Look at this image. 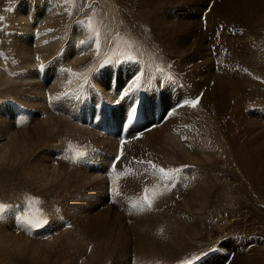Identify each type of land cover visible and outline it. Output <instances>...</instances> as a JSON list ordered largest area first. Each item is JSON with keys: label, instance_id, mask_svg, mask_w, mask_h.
<instances>
[{"label": "bare ground", "instance_id": "6f19581e", "mask_svg": "<svg viewBox=\"0 0 264 264\" xmlns=\"http://www.w3.org/2000/svg\"><path fill=\"white\" fill-rule=\"evenodd\" d=\"M189 1L158 0L152 4L153 0L152 3L144 0L146 7L152 5L147 9L150 15L149 19L154 27L147 24V32L145 29L144 32H141L134 28L135 30L131 34L133 38L131 45L123 44L122 40L119 41L113 36L114 25L109 30V34L98 37L96 30L90 28L87 22L79 23L73 19L64 22L70 17L65 0H18L16 4L14 2V4H7L0 8V16L4 17L3 20H0V50L2 51L0 54V186L5 188L6 185L11 186L13 182L15 184L12 189L10 187L11 190L8 188L11 192H8L6 199H0V203L2 201L6 203V208L0 213V264H14L13 261L23 259L36 261L40 264H101L109 261L111 264L112 261L117 262L120 257L126 259L130 248L135 246L130 238L131 234L129 239L127 234L129 232L126 233V230H123V225L119 218L117 219L118 216L115 218L113 215L110 220L102 219L100 212L89 210L94 205L101 204L105 197V178L95 171L86 169L83 171L64 162L54 164L50 161L53 156L52 150L59 144V138L65 136V143L72 151L82 147L86 140L95 142L103 150V155L100 158L103 166L102 163L109 161L115 153V140L109 136H99L94 130L79 127L59 114H48L44 118L29 117L30 120L26 125L19 123L13 127L9 113L6 111L8 106L6 100L9 97L17 99L18 105L23 107L24 111L29 106L38 109L42 106V94L47 93L53 98L58 91L63 92L65 88L68 90L75 84L84 82L99 89L101 87L109 95L113 92V96H121L128 84L125 79L118 76L117 73L112 74L110 70L116 69L117 71L119 69L125 74L131 72L133 75V69L139 66H141L142 72H140L141 82L147 86L146 93L153 89V82L171 80L174 74L194 94L202 89L204 84H207L208 88L204 91V99L201 104L195 108L183 106L175 110L160 125L145 131L139 139L124 145L126 156L130 153L136 157L137 153L146 152V155L155 158V162H153L156 165L165 169L180 168V163H185L182 166L185 169L175 177L174 186H165L162 182L154 183L163 193L156 199L152 207V209L159 208L157 210L159 213H155V215L156 220L160 221L156 223V231L160 236L156 235L157 239L153 236L152 242L151 239V241L144 240L145 237L140 235V239H136L135 254L140 252L141 255L146 254L153 246L154 249L157 247L155 252L158 253V257L176 256L179 250L188 244L187 241L191 236L195 237V234L200 232L197 221V218L200 217L198 212L210 208L212 194L217 189L216 184L219 183L214 179L217 178L215 176L217 174L214 175L215 170L213 171L215 177L212 175V181L211 171L204 164L212 167V164L218 159L222 163L220 165L223 166V169H226L230 165H228L230 155L235 159V167L239 173L240 168L244 170L245 164L250 163L249 165L256 166L257 163L264 174L263 128L260 129V126L257 125L255 127L248 126L249 138L254 137L256 142L251 138L254 142L251 144L252 154L249 156L251 159L247 158L249 151H246L248 153L246 157L243 155L244 153L240 154V117H242L240 116V107L243 105L245 108L244 104L240 106V82L243 81L240 79L243 76L239 78L235 75L236 67L233 69L234 75L224 76L226 74L221 70L222 66H227L224 65L225 62H232L233 59L241 62V54L234 52L227 58L225 55L223 59L220 58L218 62L220 72L214 71L215 75L213 76V60H210L211 57H207L208 54L205 52L208 49L205 50V48L208 46L203 44L204 40L200 41L205 33L193 32L194 20L187 17L186 14L179 22L178 20L171 22L169 21L170 15L163 14V8H182V6L188 5ZM240 1L243 4L246 3L248 8L254 6L255 13L248 16V22H257L255 20L262 14L259 6L264 4V0H239L236 7L229 4H226L225 7L231 13L233 10L240 13ZM101 2L103 3L104 17L106 19L109 17L107 9L112 21L115 22L119 12H116L114 0H101ZM196 4H198L197 0H194L192 6L196 8ZM215 4V9L211 8L213 13L217 8ZM198 8L200 12L202 8L200 6ZM250 13L252 12L250 11ZM162 15L166 17H163L164 20L161 18ZM239 17L240 14L238 19ZM254 18L256 19L254 20ZM261 25L262 30H260V26V32L258 31L256 34L253 31L252 33L246 32L248 25L244 31L250 39L253 38V43L258 46V50L264 49V39L261 36L262 32L264 33V24ZM249 27L253 30L256 29L252 25ZM5 28L12 30L13 34L4 30ZM16 32L18 35L15 36ZM8 36L11 38V46L5 41ZM191 36H196L197 42L190 50L192 52H188L190 46L188 48L186 42ZM97 37L100 41L99 50H97ZM238 39L235 38V44L240 46V43H236L239 42ZM82 40L86 41L83 45L80 44ZM228 40L231 38L229 37ZM228 40H226L227 43L232 44ZM63 41L66 43H61ZM114 41L120 44V47H113ZM224 43L222 46L225 45ZM170 44L174 49H169ZM228 46L233 45L228 44ZM224 48L220 46L219 49L224 51ZM56 52H59L55 60L57 69L51 75V81L48 84H39L34 81L31 73H28L26 77L25 73L30 71L31 66L38 65L40 61L49 58ZM93 53L97 54L96 60L102 57H107V59L101 61L98 67L93 68L92 65L83 67L82 64ZM5 58L6 60L10 58L14 62L6 64ZM196 58H200V62L194 61ZM21 63L24 64L25 69L19 71ZM82 75L84 77L77 81ZM211 79L216 82L214 85H210ZM243 83L241 85H244L242 86L244 91L241 93L247 94L249 90L247 91V88L245 90V81ZM248 83L247 81V86ZM141 90L140 84L129 94ZM245 97L247 98V95ZM163 103V109H165L168 103L166 104V100ZM248 105L250 106V103ZM119 109L120 107L112 111V117L116 122L120 116ZM130 158L132 157L130 156ZM250 170L246 169V172L254 174L253 170ZM18 174L23 177L20 182L16 177ZM245 179L247 180L246 177ZM179 186L182 188H178ZM176 194V201L173 204L175 206L169 209ZM34 201H39L38 204L33 205L34 209H39L43 216L49 220V223L38 230L18 231L17 217L24 212L26 202ZM187 208L192 212V215L188 216L182 212ZM70 224L71 226L68 228ZM222 226L220 225V227ZM124 227L127 226L124 225ZM147 233L149 234L148 231ZM154 240H159L158 242L163 245H159L160 243L156 241L157 245ZM148 254L152 255V253ZM147 257L151 258L152 256L147 255ZM158 257L156 258L158 259ZM168 258L165 260L168 261ZM241 258H245L244 262L246 263L250 261L248 257H237L236 264H240ZM139 260H141L140 257Z\"/></svg>", "mask_w": 264, "mask_h": 264}, {"label": "rangeland", "instance_id": "374dc122", "mask_svg": "<svg viewBox=\"0 0 264 264\" xmlns=\"http://www.w3.org/2000/svg\"><path fill=\"white\" fill-rule=\"evenodd\" d=\"M13 1L14 0H0V8H2L3 6L5 7L7 4H9ZM65 1H67V7L69 6V13L72 12V14H83V17H86V15H87V18L90 21H88V20L86 21L84 19H82L84 21H78V20L77 21L79 23L80 22H87L88 24L91 23L92 24L91 27L96 30V34L99 32L98 37H100L99 35H101V37H102L103 34H105V35L109 34V32H110L109 30H111V28L114 25V30L112 33L113 36L116 39H118L119 41L122 40L121 43L126 44V45H131V44H133V38L131 36V34L133 33L132 31L137 29V31L140 30L141 32H144L146 30L145 32H147V30H148V28L146 27L147 24H149V25L151 24L154 27L151 19H149L150 15L148 14V9H147V8H150L152 5H150V7H146V5L144 4V0H114L115 9H117L116 12H119L116 15L115 22L112 21L107 9H106V12L109 16V17H107L108 19H106L104 17V15L102 16V13H101V10L103 12V3L102 2H101L102 8H100V2H98L97 4L89 6L88 0H65ZM147 1L151 2L152 0H147ZM155 1L158 2V0H153V3L152 2L151 3L154 4ZM178 1H184L185 2L186 0H178ZM209 1L211 2L212 0H197V3H198V4H196L197 7L194 8L195 6H192V4L194 3V0H190L188 5H184V6H182V8H169V7L163 8V14H165V13L169 14L170 15L169 21H171V22H177V20L179 22V20H181L182 18L185 17V14L187 15V17H191L192 20H194V24H195V25H193V32L197 33V32L201 31L202 34H203V32L205 33L200 38V41L204 40L205 42L203 44H205V46H208L205 48V50L208 48L205 51L208 54L207 57H211V55H209L210 54L209 46H210V42H212L211 38L214 34V28L216 26H219V29L220 28L224 29V31L222 33H219V34H221V35L223 34L222 40H221V35H220V40L222 42L225 40L224 41L225 43L223 42L225 45L222 46L223 43L219 42L220 44L218 43V47L219 48H220V46L222 48L225 47L224 51L219 49V51L225 55V58L231 56L232 53L234 54V52H235V54H239V53L241 54L240 55V61L241 62H238L237 60L234 61V59H233L232 62H227L224 65L225 66L227 65L226 68L230 69L233 72L231 74L229 73L230 75L235 74L233 69H234V67H236L237 71H236L235 75L238 76L239 78H241L240 76H243L240 79V80H243L240 82V106H241V104H244L245 108L243 107V105L240 107V112H241L240 116H242V117H240V124H241L240 125V130H241L240 131V136H241L240 137V148H241L240 154L244 153L243 155L246 157L248 155V153L246 151H249V155L247 156V158L251 159V157H249V156H250V154H252L251 144L254 143L253 142L254 137L249 138V132L247 131V129H249L248 126L255 127V125H257V126H260V129L263 128V130H264V123L262 125H260L262 123L261 121H263L262 118L264 119V117H263L264 116V108H263L262 112L260 113L262 118L255 115V113L251 112V111H248L249 113H245L244 109H250L253 105L254 106L260 105L262 107L264 106V105H262V104H264V85L261 84L257 78V76L264 77V74H263L264 73L263 72L264 71V49L258 50V46L253 43V38L250 39L248 37V35L246 34V32L252 33V31H253V33L256 34V33H258L260 26H261L260 30H262L263 27L261 24H264V18H263L264 4H261L259 6V10L261 11L262 14H260V16L257 20H255L256 18H254V20L257 22H248V16L252 15V14L254 15V13H255V8L253 5H252V7H250V8H253V10H250V8H248V6H246V3L243 4L240 1V6H241L240 11L242 13L241 12L239 13V12L234 11V10L231 13L229 10L226 9L225 5L229 4L231 6L236 7V5L238 4L237 1H239V0H217V1L213 0L214 2L212 4L211 8L215 9L214 4L216 3L215 4L217 7L215 10L216 12L215 13L211 12L212 9L210 8V10H209V12L205 18L206 26L208 29H205L204 28V22L202 21V19H200V15H202L201 14L202 10H204V8L207 7ZM16 2H15V4H16ZM221 3H223V4H221ZM198 5L200 6V8H202V10L200 12H199V8H198L199 6ZM86 7H88V8H86ZM249 10L252 13H250ZM238 13L240 14L239 19H238V16H239ZM131 15H132V17H131ZM117 16H119V17H117ZM255 16L257 17V14ZM163 17L166 18L165 15H162L161 18L163 20H164ZM235 18H237L238 20H236ZM259 19L261 20L260 23H259ZM117 20L119 22L121 21L120 24ZM102 21H103V25L101 26ZM238 25L240 26V30L238 33L233 34V35H231L229 33L228 34L225 33V30L234 28ZM247 25H248V27H249V25H252L256 29H254V30L250 29V27L249 28L246 27ZM100 26H101V28H100ZM245 27L247 28V30L248 29L249 30L247 31ZM96 28H98L100 30L98 31ZM245 30H246V32H244ZM215 34L218 35L217 33H215ZM239 36H240V39H238ZM261 36L264 39V33L263 32H262ZM95 37H96V35H95ZM229 37L231 38V40H228ZM235 38L238 39L239 42H236V43H240V46H239V44H235ZM8 39H9V37L6 38V41H9ZM196 39H197L196 36L195 37L191 36L188 39V41L186 42V46L187 47L190 46L189 51L187 50L188 52H192L190 50L193 49V47L195 46V44L197 42ZM226 40L230 41L232 44L227 43ZM228 44L233 45V46L229 47ZM113 47L118 48V47H120V44H117V42L114 41ZM169 49H174L173 46H171V44L169 45ZM210 60H212V58ZM194 61L200 62V58H196ZM229 65H230V68H229ZM176 66L179 67L178 65H176ZM85 67H87V65ZM222 67H224V66H222ZM239 68H240V70H239ZM214 71L217 72V70H215L214 65H213V69H212V75L213 76L215 75V74H213ZM225 74L226 75H224V76L228 75V73H225ZM246 77H247V79L245 80ZM232 78H234V77H232ZM244 81H245V86H246L245 90H246V88H247V91L249 90L247 92V94L245 92L241 93V91H244V88L242 87V86H244L243 85ZM247 81L249 82L248 83L249 88L246 85ZM210 82H212L213 85L216 83V82H214L213 79H211ZM241 83H243V84L241 85ZM204 85H203V87H204ZM241 87H242V89H241ZM245 94L247 95L248 99L245 97L246 96ZM241 96H242V100H241ZM202 99H204V97ZM244 100H246V101L244 102ZM231 102H232V100H231ZM246 102H247V104H246ZM248 103H250L251 107L248 105ZM226 104H227V102H226ZM242 119H243V121H242ZM251 138H253V139H251ZM254 141H255V139H254ZM242 149H244V151H242ZM255 152H257V151H255ZM130 155L131 154H129V157H130ZM135 156H138L140 160H144L145 162H147L149 160H151L152 162L153 161L155 162V160H154L155 158H152V156L150 157V155L149 156L146 155V152L137 153ZM230 157H231V159H230ZM228 159H229L228 165L229 164L230 165L226 169H223V166H221L222 163L218 159H216L217 162L215 161V163H213L214 166L212 164V167H211V165L204 164L205 167L206 168L208 167L209 170L211 171V176L213 175L214 172H215L214 175L217 174V175H215V176H217V178L214 175L213 176L215 177L214 179L217 180L216 182H219L218 184H216L217 189H215V192H213L214 194H212L213 197H212L211 206L209 209L204 210L203 212H198L200 217L197 218L198 219L197 221L199 222L198 227H200L199 228L200 232L195 234V237H194V235L191 236L189 241H187L188 244H186V246L182 247L179 250L178 255L176 254V256H173V257L171 256L169 258L167 256H165V258H164V256L162 257L161 255L160 256L162 258L158 257L159 256L158 253L155 252V249H157V247H155V249H154V247L151 246V248L149 249V251L146 252V254L148 256H152V257L148 258L146 254L141 255V252H140V253H137L138 255H140L139 256L140 259L141 260H143V258H147V259H144L143 261L139 260V257L137 254H135L136 251L134 249V247L137 246L136 245V239H140V235H141V237H145V238H143L144 240L145 239L146 240L151 239L153 242L154 238L157 239V236H160L156 231V223L160 222V221H159V219L156 220L157 217L155 215V213H159V212H157V210L159 208L151 209L150 211H143V212L139 211L138 209H129L130 211H138V212H129V213H131V215L128 216L129 220H126L125 215L128 212L121 211V210L117 209L114 205H117L116 201H120V203L121 202H123V203L128 202V204H130L134 199H136V200L140 199V192H141V189H142L144 183L141 181L142 178L139 177L137 179H134V180L128 182L125 186L121 187V182L119 180H116V185L118 187V190L120 191V195L118 196L117 200L114 201V198L116 196L113 195L111 203L107 204L105 201V197H104L102 202H101L102 205L100 203H98L89 209L92 212H100L102 219L108 218V220H110L113 217V215L115 216V218L118 216L117 219L119 218L121 225H123L122 226L123 230H126L125 231L126 233L129 232V233H127L128 238H129V235L131 234L130 238H132L131 240L135 243V246L130 248L131 250H129V254L128 253L126 254V259L120 257L117 260L118 263L112 261L111 264H131V263L132 264H145V263L147 264V262H148V264H151V263L152 264H160V263L161 264H227L229 260L230 261L228 264H236L237 257H248V258H250L249 263L244 262L245 258H241L240 264H264V177H262V175H264V174H262L263 172L260 168V165H258L256 162L255 163H256L257 167L254 165H249L250 163H247L249 167L246 166L247 164H245V166L243 164L244 170H243V168H240V173H239L235 167L236 162L234 161L235 159L233 158V156L229 155ZM231 160H232V163H231ZM263 163H264V161H263ZM180 165H181L180 169H182V170L185 169L184 167H182L185 165L184 162H181ZM74 167L77 169L83 170V171L85 170V169H82L81 167H78V166H74ZM221 168H222V170H221ZM245 168L247 170L251 169L250 171L253 170L255 175L252 172H248V171L246 172ZM259 169H260V171H259ZM247 173L250 175H248ZM146 174L151 175L150 171H148ZM244 175L247 178V180L245 179ZM247 175L251 176V177H248ZM252 175H254L255 177ZM213 176H212V181H213ZM16 177H18V182L23 180V177L19 174ZM21 178H22V180H21ZM220 180H223V181H220ZM154 183L156 184L158 182H152L151 183L150 179L148 181L146 180V187L151 188V187H153ZM10 187H11V189L13 187H15L14 182H13V184H11V186L6 185L5 188H4V186H0V199H2V198L6 199L7 195L9 194L8 192H11L8 190V188L10 189ZM137 187H138V189H137ZM180 187L181 186H179L178 188H180ZM2 195H3V197H2ZM176 196H177V194L175 195V197H173L172 204L169 205V209H171V208H173V206H175L173 204L176 201ZM1 203H2V205L6 206L5 202L2 201ZM123 203H121V204L123 207H125L126 204H123ZM162 208H164V207H162ZM161 210H164V209H161ZM106 211H108V212H106ZM118 211L120 213H116ZM112 212H113V214H112ZM182 212L188 216L192 215V212L189 210V208L182 210ZM101 213H103V214H101ZM111 214H112V216H111ZM89 217H91V215H89ZM225 218H226V220H225ZM132 221H133V223H132ZM134 222H136L135 226L133 225ZM216 224H218V225H216ZM124 225L127 226L128 228H131V229L124 227ZM220 225H223V226L220 227ZM70 226H71V224L68 226V228ZM215 229L218 231H216ZM195 230H197V229H195ZM214 230H215V232H214ZM147 231L149 232V234L147 233ZM91 233H93V232H91ZM153 236H154V238H153ZM156 241L154 240V243ZM158 243H160V242H158ZM158 243H157V245H158ZM159 245H163V243H160ZM132 250H134V251H132ZM130 251L133 253H131ZM148 253H152V255L148 254ZM205 254H208V255H205ZM154 256L158 257V259ZM127 258H129L130 260L129 259L127 260ZM167 258H168V261H166ZM197 258H200V259L197 260ZM158 262H160V263H158ZM13 263L14 264H40L36 261H30L28 259L13 261ZM101 264H110V261L104 262Z\"/></svg>", "mask_w": 264, "mask_h": 264}, {"label": "snow or ice", "instance_id": "6c2138e0", "mask_svg": "<svg viewBox=\"0 0 264 264\" xmlns=\"http://www.w3.org/2000/svg\"><path fill=\"white\" fill-rule=\"evenodd\" d=\"M4 17L0 16V20H3ZM89 27L91 28V24H89ZM86 41H80V44H85ZM97 50H99V38L97 37ZM41 69L44 67V65L40 66ZM142 79L141 74H137L126 86V88L122 91L121 97L129 94L130 91L135 90L140 86V82ZM200 102V97H196L195 99H185L183 103L180 105V107L183 106H190L195 108L197 104ZM125 125H128V121L125 122ZM151 130V129H148ZM135 139H139L140 136L137 135L134 137ZM127 143V138H123L120 140V149L117 152V155L115 156V159L112 163V172L115 173V179H111L110 185H109V192L110 195L119 196L120 191L118 190V187L116 185V180H118L124 173L117 171V166L122 162V157L124 156V145ZM85 156V152L83 151H74L73 154L69 157L73 163H77L82 157ZM139 163H144L143 161H139ZM147 164L150 166V174L152 176L157 177L162 183L165 184V186L172 185L174 186V181L176 175L179 174L182 169L180 168H169L165 169L164 167H160L153 163L151 160L147 161ZM158 188L154 185L153 187H145L143 190V197L141 199H138L136 201L132 202V207L134 209H138L139 211H150L153 207V204L155 203L156 199L162 195ZM39 201L34 202H26V207L24 212L17 217L18 223H17V230L18 231H27V230H38L42 227H45L49 220L43 216V213L39 211V209H34L33 205L38 204ZM5 209V206L0 204V213H2ZM214 251V250H213ZM208 255V254H205ZM200 258H197L199 260Z\"/></svg>", "mask_w": 264, "mask_h": 264}]
</instances>
